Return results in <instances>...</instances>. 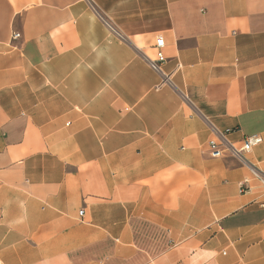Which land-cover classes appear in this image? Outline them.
Returning <instances> with one entry per match:
<instances>
[{
  "label": "crops",
  "instance_id": "0c3cea01",
  "mask_svg": "<svg viewBox=\"0 0 264 264\" xmlns=\"http://www.w3.org/2000/svg\"><path fill=\"white\" fill-rule=\"evenodd\" d=\"M215 132L264 172V0H0V264H264Z\"/></svg>",
  "mask_w": 264,
  "mask_h": 264
},
{
  "label": "built area",
  "instance_id": "2783aa9c",
  "mask_svg": "<svg viewBox=\"0 0 264 264\" xmlns=\"http://www.w3.org/2000/svg\"><path fill=\"white\" fill-rule=\"evenodd\" d=\"M89 4H93V0H85ZM19 33L14 32L12 34V39H17ZM164 40L162 36H157L154 44L155 57L153 59L147 58L149 66L154 71H160V64L164 62L165 57L163 54ZM260 142V137L257 135L245 136L238 141H231L227 138V134L221 132H215L214 135L208 139L206 143V149L212 158H222L224 156L232 157L239 162L248 166L252 177L250 179H243L240 185V191L249 190L248 186L251 180H254L258 185L264 190V172L257 169L246 159V154L251 150V148ZM83 211L79 214L82 215Z\"/></svg>",
  "mask_w": 264,
  "mask_h": 264
}]
</instances>
